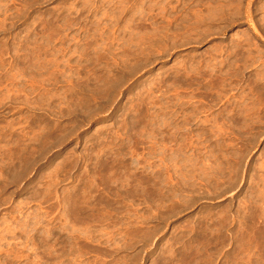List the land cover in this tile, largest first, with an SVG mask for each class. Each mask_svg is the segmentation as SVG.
Here are the masks:
<instances>
[{"label": "rangeland", "instance_id": "obj_1", "mask_svg": "<svg viewBox=\"0 0 264 264\" xmlns=\"http://www.w3.org/2000/svg\"><path fill=\"white\" fill-rule=\"evenodd\" d=\"M0 264H264V0H0Z\"/></svg>", "mask_w": 264, "mask_h": 264}, {"label": "bare ground", "instance_id": "obj_2", "mask_svg": "<svg viewBox=\"0 0 264 264\" xmlns=\"http://www.w3.org/2000/svg\"><path fill=\"white\" fill-rule=\"evenodd\" d=\"M75 208L71 211V212H68V215L72 218V220H71V222H72V224H75L76 222H78V219H77V216L78 215H81L82 216V218H83V220H85V222H88L89 221V219H91L92 218V216L91 215H88L87 214V211L88 210H91V209H93V208H95V207H101L102 205H103V203L102 202H98L97 204H92V202H91V200L90 199H85L84 201H83V204L85 205V206H82V207H80L79 208V206L77 205V203L75 202ZM84 222V223H85ZM94 221H90V224H92ZM72 234H75V231H72ZM86 239H90V237H86ZM70 240H71V245H72V251H71V253H70V255L69 256H73V254L75 253V247H77L78 246V243H80L81 242V238H79V237H70ZM48 247H51L50 245H48Z\"/></svg>", "mask_w": 264, "mask_h": 264}]
</instances>
